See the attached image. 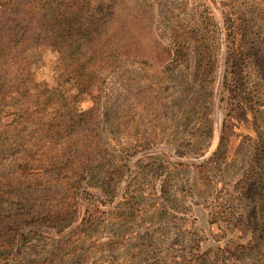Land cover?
I'll list each match as a JSON object with an SVG mask.
<instances>
[{
    "label": "rangeland",
    "instance_id": "374dc122",
    "mask_svg": "<svg viewBox=\"0 0 264 264\" xmlns=\"http://www.w3.org/2000/svg\"><path fill=\"white\" fill-rule=\"evenodd\" d=\"M112 1L102 36L71 47V59L44 51L37 74L93 109L88 131L102 134L92 165L122 172L111 186L94 173L67 226L22 221L0 264H264V0L92 3L98 12ZM196 19L206 47L214 30L210 99L188 84L193 61L179 69L171 61L175 30ZM89 57L94 72L80 78L73 69ZM10 170L0 162V174ZM16 191L0 208L25 205L28 189ZM88 203L98 209L86 234L76 226Z\"/></svg>",
    "mask_w": 264,
    "mask_h": 264
},
{
    "label": "trees",
    "instance_id": "16d2710c",
    "mask_svg": "<svg viewBox=\"0 0 264 264\" xmlns=\"http://www.w3.org/2000/svg\"><path fill=\"white\" fill-rule=\"evenodd\" d=\"M112 7L113 1L96 12L92 0H0V144H8L6 149L0 145V162L11 168L0 174V199H8L7 205L11 199L16 200V190L28 189L22 198L25 205L0 208V254L12 247L10 238L22 221L62 227L75 222L84 205L78 201L79 190L91 176L102 173L110 181L122 172L120 168L109 172L102 163L92 165L101 156L98 138L102 134L88 131L92 118L97 116L93 109L75 105L61 89L50 87L37 74L43 67L44 51L62 56L67 50L62 58L71 59V47L88 46L102 36L112 19ZM198 19L187 31L175 30L171 61L178 69L193 61L196 70L188 84L210 99L217 61L214 30L207 31L206 38L212 44L206 47ZM89 58L74 67L78 77L94 72ZM188 96L196 102L197 97ZM7 115L8 120L2 122L1 117ZM207 133L210 136V130ZM123 201L127 203L128 199ZM86 205V215L76 227L87 234L95 221L93 209L98 207ZM124 215L130 216L127 211Z\"/></svg>",
    "mask_w": 264,
    "mask_h": 264
}]
</instances>
